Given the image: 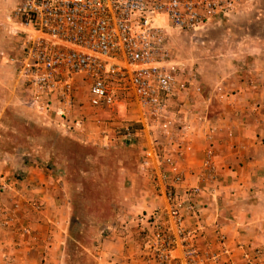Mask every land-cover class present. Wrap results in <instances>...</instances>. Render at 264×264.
Returning <instances> with one entry per match:
<instances>
[{"label": "built area", "instance_id": "1", "mask_svg": "<svg viewBox=\"0 0 264 264\" xmlns=\"http://www.w3.org/2000/svg\"><path fill=\"white\" fill-rule=\"evenodd\" d=\"M256 2L20 0L8 16L19 49L12 62L32 111L66 132H82L85 119L76 98L81 84L87 86L84 105L92 110H136L134 124L150 139L141 167L151 189L165 201L164 210L136 218L138 226H146L138 234L145 264H221L220 256L226 254L220 226L212 224V237H204L203 212L212 209L215 199L211 142L217 127L197 104L203 93L198 79L172 62L165 30H201ZM113 120L100 123L105 129ZM93 122L100 127L95 117ZM131 128V122L120 121L114 132L128 143ZM197 132L206 144L201 186H185L179 162ZM187 219L191 225L186 226ZM202 238V245L196 246ZM175 250L179 257L173 255ZM260 256L254 250L245 264H255Z\"/></svg>", "mask_w": 264, "mask_h": 264}, {"label": "crops", "instance_id": "2", "mask_svg": "<svg viewBox=\"0 0 264 264\" xmlns=\"http://www.w3.org/2000/svg\"><path fill=\"white\" fill-rule=\"evenodd\" d=\"M248 50L264 53V48ZM260 76L264 81V74ZM236 80L233 84L223 82L237 90L222 96L219 110L216 108L214 113L210 111L209 97H215L216 89L212 88L215 92L210 96L202 93L197 101L201 105L199 109L217 127L211 142L217 173L215 199L212 209L203 212L204 237H212V224L220 226L225 239L222 248L226 251L220 256L221 264H245V258L251 257L254 250L261 252L255 264H264V93L253 100L246 95V76L238 75ZM82 103L79 111L84 114L85 126L82 132L70 134L74 141L89 147L114 146L123 156L114 161L111 170L101 166L97 179L98 203L83 201L81 210L78 196L61 173L5 179L0 184V264H72L71 256L64 252L65 242L72 240L76 231L86 233L81 246L85 253L75 258L77 263L145 264L138 234L146 226H138L136 218L154 209H165L162 194L151 189L141 167L149 136L133 126V137L127 143L120 132H114L120 125L119 119L128 114L135 118V123L136 116L132 113L136 110L125 108L126 114L120 118L108 113L106 119L115 120L100 129L93 122L100 113ZM205 145L197 132L184 147L179 165L185 186L201 184L198 178ZM86 161L94 163L91 159ZM88 172L82 171V175ZM81 197L84 199L85 193ZM79 214L84 222H80ZM191 223L190 219L185 221L186 226ZM203 241L198 239L196 246H201ZM173 255L179 257V251L175 250Z\"/></svg>", "mask_w": 264, "mask_h": 264}, {"label": "rangeland", "instance_id": "3", "mask_svg": "<svg viewBox=\"0 0 264 264\" xmlns=\"http://www.w3.org/2000/svg\"><path fill=\"white\" fill-rule=\"evenodd\" d=\"M19 1L0 0V184L5 179L21 180L29 174L56 176L61 173L78 196L77 205L81 210L83 201L98 203L97 179L101 175V166L113 169L114 161L123 154L114 146L105 149L77 143L71 133L51 118L32 111L26 105L25 87L17 78L15 63L12 62L19 52L18 39L12 35V26L7 20ZM165 31L166 49L172 62L184 68L186 73L194 74L204 94L210 96L214 91L212 88L216 89L213 93L217 99L209 97L212 113L219 110L218 101L222 96L236 93L233 85H224L223 82L233 84L238 75L246 76V95L249 94L253 100L261 92L264 93V81L260 76L264 74V53L256 54L248 50L264 48V0H257L254 5L237 10L228 19L201 30L167 28ZM86 89L84 84L77 89L80 106L85 101ZM98 112L100 115L95 117L97 126L104 129L100 122L107 120L109 110ZM124 114L125 108L119 107L111 115L120 118ZM124 118L132 121H125ZM119 120L138 126L132 123L135 118L132 119L129 114ZM85 159L94 163L85 162ZM82 171H89L88 175H82ZM1 188L0 185V192ZM84 193L87 198L83 199L81 196ZM79 215L80 222H84L81 220L83 216ZM84 234L76 231L72 240L65 242L64 252L66 256H71L72 264H80L75 262V258L85 253L81 247L86 241Z\"/></svg>", "mask_w": 264, "mask_h": 264}]
</instances>
